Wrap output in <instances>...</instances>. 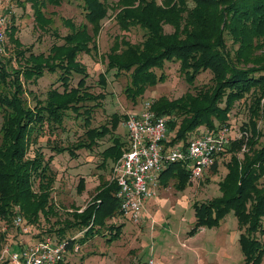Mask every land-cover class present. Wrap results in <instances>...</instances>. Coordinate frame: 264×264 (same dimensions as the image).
Listing matches in <instances>:
<instances>
[{
	"label": "trees",
	"instance_id": "trees-1",
	"mask_svg": "<svg viewBox=\"0 0 264 264\" xmlns=\"http://www.w3.org/2000/svg\"><path fill=\"white\" fill-rule=\"evenodd\" d=\"M63 1L29 0L34 30L48 33L52 20L45 9L58 7ZM78 1L90 30L87 25L75 26L72 20L64 19L62 24L69 33L47 55H35L31 47L23 48L15 36L14 24L9 25L10 17L7 18L6 41L9 37L17 65L13 67L4 59L6 65L0 59V225L6 228L3 232L0 229V248L8 239V229L13 228L24 236L12 225L16 214L22 217L28 233L34 231L30 237L37 239L44 235L68 238L86 230L78 240L81 246L95 235H109L110 242L119 237L120 227L110 224L111 218L121 215L115 195L117 187L111 181L102 182L95 189V195L81 212L74 209L67 215L63 227L49 226L35 231L41 219L47 221L50 215H55L51 202L56 181L51 167L54 156L46 157L36 147L40 138L56 135L65 120L73 115L83 123V137L67 146L55 140L47 141L55 155L67 153L75 159L78 151H91L110 135L111 144L102 150L99 166L105 169L111 165V172L112 165L128 148V140L123 142L114 136L120 116L112 114L107 124L90 127L92 114L100 107L103 95L89 93L88 73L78 57L97 54L94 38L107 17L109 6L106 0ZM111 6L116 10L114 21L121 32L135 28L142 32V40L136 44L119 36L123 40L119 44L115 42L104 56L105 74L113 72L114 76L127 77L125 96L134 102L147 88L162 84L166 79L164 66L169 62L178 63L179 75L192 88V93L186 91L177 99L160 97L151 104L156 115L167 116V146L185 145L200 134L215 133L222 127L228 128L229 136L230 112L235 104H244L250 97V104H244L248 119L241 125L240 137H231L227 145L230 156L225 163L226 172L217 182L219 196L192 203L194 221L187 236H194L201 228L218 226L230 211L236 221L243 263L259 264L264 255V243L257 239L264 236V142L258 149L255 145L264 137V129L262 132L256 129L259 105H264V59L263 65L256 68L240 62L248 59V50L254 48V41L260 40V49H264V0H118ZM165 26L172 32L166 33ZM156 70L160 71L159 75ZM206 71L211 75L210 83L193 86L195 78ZM45 73L57 75L58 86L52 85L45 99L37 100L31 107L24 98L22 84L35 83ZM75 77L78 79L72 86ZM99 84L106 85L104 74L99 75ZM242 146L246 151L238 158ZM215 165V161L210 165L212 171ZM187 177L184 166L174 163L162 172L160 184L165 186L172 180L176 191L181 192L189 187ZM84 188L85 181L80 178L77 192L82 193ZM20 242L10 241L14 249ZM70 252L77 253L68 251L66 256Z\"/></svg>",
	"mask_w": 264,
	"mask_h": 264
},
{
	"label": "rangeland",
	"instance_id": "rangeland-1",
	"mask_svg": "<svg viewBox=\"0 0 264 264\" xmlns=\"http://www.w3.org/2000/svg\"><path fill=\"white\" fill-rule=\"evenodd\" d=\"M117 1L118 0H106L109 6L108 14L102 21L99 32L94 38L95 45L97 46L96 51H98L97 54L94 52L90 55L81 54L78 57V60L85 66L86 72L88 73L86 83L89 88V93L95 96L99 94L103 95V98L99 100V103L101 104L100 107L95 108L92 114L90 127H100L103 124H107L111 115L116 114L120 116L121 119L120 125L118 126V132L116 130L117 133H115L124 141L127 139V135L124 134V131L126 132V130L123 126V116L126 117L130 111L139 110L143 107L144 103H150L151 105L154 100H157L160 97L174 100L179 98L186 91L191 93L193 91L192 88L185 84L179 75V65L177 62L166 63L164 66V74L166 76L165 81L155 87L147 88L144 95L134 102L129 100L123 92L127 84L126 76H114L113 72L105 74L106 60L104 59V56L109 52L110 47H112L115 42V44H119L120 41L123 40L119 36L126 37L128 41L133 44L139 43L142 40V32L136 28L131 29L129 32H121L118 29L114 21L116 10L111 6ZM6 2H8V11L10 12L9 25L14 24V27L16 28V38L19 40L23 48L31 47V52L35 55H47L53 45H59L62 43V37L69 33V29L62 24L64 19L72 20L75 26L83 24L87 25V22L84 20L83 10L79 7L80 2L78 0H64L58 7L48 6L45 9L47 16L52 20V25L50 26V31L48 33H40L34 30L33 14L29 0H7ZM157 2H161V0H157ZM88 28L90 30V26H88ZM164 30L166 33L172 32V29L169 26H165ZM7 38L9 39V37ZM8 39L3 53L0 54V56H2L0 59L5 64L7 62L6 60H8L10 61L9 63L11 66L16 67L17 62L15 60L16 57L14 55L13 45ZM256 39L261 38L256 37ZM224 41H226V38ZM252 45L254 48L248 50V59L243 58L244 62L240 59V63L248 68H256L263 65L262 58L264 59V49H260V40L254 41ZM235 50H237V47ZM231 60L234 62L233 58H231ZM155 72L158 75L160 74V71L158 70ZM100 74H104L106 77L105 86L99 84ZM210 78L211 75L207 71L202 72L195 78L193 86L201 87L207 85L210 83ZM56 79L57 75L45 73L44 76L35 83H23L22 86L25 90L24 98L28 102V105L32 107L37 100H44L46 92L49 91L50 87L52 85L58 86ZM77 79L78 78L75 77L72 80V86H75ZM59 89L61 90V88ZM250 102L251 100L248 96L244 101V104L247 106ZM244 104H235L229 114L228 125L233 128L230 129L229 132L230 137H233L234 139L242 132L241 125L246 124L248 119V114L245 108L246 106L244 107ZM259 109V117L256 120V129L259 132H262L264 129V105L260 104ZM83 134V123L80 120H76L75 117L71 115L69 119L65 120L63 127L58 129L56 135H46L45 137L40 138L39 143L36 146L41 148L42 153L46 157L50 155L54 156V162L51 167L55 172L56 181L51 194V202L54 206L55 215H50L48 218L49 221H43L41 219L39 227H35V231L48 229L49 226H51L52 229L63 227L65 221L68 219L67 215L72 214L74 209H80L78 210L79 212L82 211L81 209H84L87 203L92 199L93 195H95V189L98 187L97 185L104 182L103 177H107V180L110 181L111 166L107 165L105 169H101L99 166L101 164L100 154L102 150L111 144L110 135H107L103 140L99 141L98 145L100 146L94 147L91 151H78L77 158L75 159H71L67 153L55 155L51 152L50 148H48L51 144H48L47 141L52 142L55 140V142L60 143L62 146H67L79 141L83 137ZM245 138L247 137L245 136L244 139ZM263 142L264 137H260L255 148H260ZM226 146L223 149L224 152L218 155L215 159L216 165L214 171H212L209 166L199 180L195 182L188 181L189 186L191 187L187 186L184 189L185 192H183L186 197L176 191L174 188V181L170 180L165 186L160 184L158 187L159 191L164 192V195L167 196L166 205L163 208H158V211L161 210V213L166 218V223L160 224V226H164V231H161L163 234L171 237L172 233H176L177 227H181L184 231H189L191 228L190 223L193 221L190 205H192L193 202H203L219 196L217 182L224 176L226 172L225 163L229 160L230 156V153L227 151L228 146ZM243 151H246L244 146H242L240 152L237 154L238 158H241V153ZM96 172H99V175L96 174ZM80 178H83L86 183L82 193L77 192L76 189ZM159 199L162 198L160 197ZM146 202L147 201H145V203ZM184 203L185 206L182 205ZM143 219H146L145 221H148L151 227L156 226L155 216H146L144 214ZM1 226L2 225H0V229L4 227ZM201 229V231L199 230L200 232L194 237L192 236L193 238L190 239L188 247H190L192 251H180L182 256L179 254L178 258L171 260L170 263L244 264L237 242L238 230L236 228V221L230 211L226 213L218 226ZM33 232L34 231H30L22 236L13 228L10 230L8 229V239L2 242V246L5 244L11 245L10 241L16 243V241L21 240L23 244H25V241L27 242V240L28 242H32L37 239L35 237H30ZM145 234L150 237L152 234V228H150L149 232L147 231ZM107 236L109 235H106L105 237ZM97 239L99 245H101L103 243L101 241L102 238L100 239L98 236ZM257 239L261 243H264V236H258ZM148 244H152V247L150 248L153 250L159 248V243L158 246L156 243L154 245L151 240L148 241ZM99 245L93 244L94 249L97 250L95 253L104 258L96 259V257H94L96 262L93 264H144L145 260L150 256V254L148 255L146 252L143 253L137 249L128 251V247L115 252L108 251L104 254L105 251H98ZM125 245L132 248V246L129 245V242L125 243L124 246ZM15 250L19 252L18 248ZM85 250L86 249L83 247L77 253L72 254L74 255L72 260L65 264H82L83 259L81 258L85 256ZM144 250L147 251L146 248H144ZM147 252L150 253V251ZM95 259L92 261H95ZM259 264H264V255Z\"/></svg>",
	"mask_w": 264,
	"mask_h": 264
},
{
	"label": "built area",
	"instance_id": "built-area-1",
	"mask_svg": "<svg viewBox=\"0 0 264 264\" xmlns=\"http://www.w3.org/2000/svg\"><path fill=\"white\" fill-rule=\"evenodd\" d=\"M4 3L0 0V54L4 51L10 14ZM166 123L167 116L156 115L150 103H144L137 111H130L123 122L128 148L112 165L110 181L117 187L115 195L119 213L135 225L143 222L144 203L155 198L160 176L169 165L181 163L188 181L195 182L229 143L228 128L222 127L215 133L200 134L185 145L167 146ZM12 225L23 234L28 233L19 214L12 218ZM5 229L2 227L1 231ZM85 231L68 238L44 235L30 244L20 242L19 252L12 245L5 244L0 248V264H60L68 251L80 250L78 240ZM146 264H156L152 255L146 259Z\"/></svg>",
	"mask_w": 264,
	"mask_h": 264
},
{
	"label": "crops",
	"instance_id": "crops-1",
	"mask_svg": "<svg viewBox=\"0 0 264 264\" xmlns=\"http://www.w3.org/2000/svg\"><path fill=\"white\" fill-rule=\"evenodd\" d=\"M6 1L7 0H5L4 4H5V7H8V4H7L8 2H6ZM118 129H119V127L117 128V132H118ZM230 129H229V131H230ZM116 133H114L115 136L119 137ZM124 134L127 135V131L126 132L124 131ZM227 138L230 142L231 141L230 134H229V136H227ZM119 139H121V141H123L122 138L119 137ZM126 141H127V139H125L123 142H126ZM98 146H100V145H98ZM215 159L216 158H214L213 162L215 161ZM96 174L99 175V172H96ZM103 181L107 182L108 181L107 177L106 178L103 177ZM99 185H97V186L99 187ZM159 186H160V183L157 186L155 198L147 201L145 203V207L143 208V212L146 216H148V215L155 216L156 226L151 227L149 222L145 221L146 219L143 220L142 224H139V226H140L139 227L138 225H135L134 223L123 219L122 217H120L121 215L120 216L117 215L116 217L111 218L110 224L113 225V227H118V226L120 227V229L118 230L119 231V237H117V239H114L113 241L110 242L108 240L109 236H107L108 237L107 238V237H101L99 235H95L94 237L88 238L86 241L81 243L83 245V246L81 245L82 246L81 249L83 247L86 249L85 250L86 251L85 256L81 258V259H83L82 264H93L94 262H96V259H98V258L103 259L104 258L103 256H99L98 254L95 253V251H97V250L94 249V246H93V244L99 245V242L97 239L98 236L100 237V239L102 238L101 241L103 242L101 245H99V250H98L99 252L105 251L104 254H106V252H108V251H114L115 252L118 250H123V249L128 247L129 248L128 251L133 250V249H137L138 251H142L143 253L146 252L148 255L150 254V256L152 255L156 261V264H173V263H170V261L173 259H177L179 254H180V251H185V250L186 251H192L190 249V247H188V244L190 243V239L193 238L202 229H200V231H198L193 237H188L187 236L188 230L184 231L181 227H177L176 233H172L171 237H168L167 235H165L161 232V231H164V226H160V224L161 223L165 224L166 218L161 213V210L158 211V208L159 207L163 208L166 205L167 196L164 195V192L159 191V188H158ZM189 187H191V186H189ZM183 191L178 192V193L181 194L182 196L186 197V195L184 193L185 191L184 192ZM160 197L162 199H159ZM182 205L185 206V203ZM190 209H192L191 205H190ZM81 210H83V209H81ZM192 215H193V212H192ZM193 221H194V218H193ZM193 221L190 223V225H192ZM150 228H152V234L149 237L145 233H147V231L149 232ZM83 237H84V235L81 238H83ZM149 240H151L154 245L156 243L157 246L159 243V248L154 249V250L152 248H150V247H152V244L151 245L148 244ZM127 242H129V245H131L132 248L127 246V245L124 246V244ZM89 248H91V249H89ZM144 248H146L147 251H150V253L145 251ZM72 254L73 253L70 252L66 256V258L62 264L70 262L72 260V257L74 256ZM180 256H182V255L180 254ZM94 257H96V259ZM172 257H174V258H172ZM93 259H95V261H92ZM144 264H146V260H145Z\"/></svg>",
	"mask_w": 264,
	"mask_h": 264
}]
</instances>
